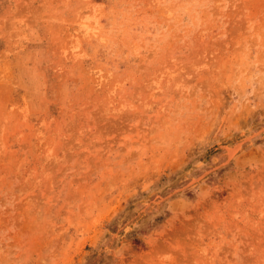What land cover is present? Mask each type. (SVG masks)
Instances as JSON below:
<instances>
[{"label":"rangeland","instance_id":"obj_1","mask_svg":"<svg viewBox=\"0 0 264 264\" xmlns=\"http://www.w3.org/2000/svg\"><path fill=\"white\" fill-rule=\"evenodd\" d=\"M93 255L264 264V0H0V264Z\"/></svg>","mask_w":264,"mask_h":264},{"label":"trees","instance_id":"obj_2","mask_svg":"<svg viewBox=\"0 0 264 264\" xmlns=\"http://www.w3.org/2000/svg\"><path fill=\"white\" fill-rule=\"evenodd\" d=\"M161 221V217H157L155 219L152 220V222H149L148 224H146V226L144 227H140L139 229H135L133 231H131L127 237L132 238L131 239V243L135 246H139V241L134 237V235L136 234H144L147 230L151 229L153 227V223H159ZM147 229V230H145ZM96 255H93L91 257V259L87 262V264H98L99 261V257H95Z\"/></svg>","mask_w":264,"mask_h":264}]
</instances>
